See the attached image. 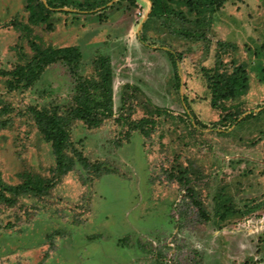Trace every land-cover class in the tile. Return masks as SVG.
I'll return each mask as SVG.
<instances>
[{"label": "rangeland", "instance_id": "1", "mask_svg": "<svg viewBox=\"0 0 264 264\" xmlns=\"http://www.w3.org/2000/svg\"><path fill=\"white\" fill-rule=\"evenodd\" d=\"M101 1L92 11L56 10L48 31L29 19L26 0H0V72L32 54L27 28L45 44L77 47L78 75H92V60L106 57L113 99L112 116L98 126L71 123V172L42 195L0 205V264H264V0H200L193 14L166 19L150 14L148 0ZM217 54L247 72L231 127L210 106L204 77ZM4 79L0 119L11 123L0 129L2 180H55L50 144L30 110L66 113L75 76L56 62L21 91L8 92ZM172 166L191 171L189 187L211 219L221 192L238 210L260 207L205 222Z\"/></svg>", "mask_w": 264, "mask_h": 264}, {"label": "trees", "instance_id": "2", "mask_svg": "<svg viewBox=\"0 0 264 264\" xmlns=\"http://www.w3.org/2000/svg\"><path fill=\"white\" fill-rule=\"evenodd\" d=\"M151 3L152 16L168 18L173 12L183 15V10L193 14L198 11L202 3L200 0H148ZM212 0H208L209 3ZM107 1L99 0H26L25 9L29 19L36 25L43 26L51 31L52 14L62 8L92 11ZM144 28V25L142 26ZM28 37V43L32 54L22 63H18L8 72H0L5 78V89L8 92L21 91L31 87L41 76L43 70L56 62L67 66L75 76L76 84L67 107L66 113L59 114L56 108L40 109L31 108L30 113L38 131L43 139L50 144L55 160L53 169L55 180H45L38 176L25 175L23 181L16 185L4 183L0 174V205L12 207L17 198L28 194L42 195L53 188L56 181L74 169L76 161L68 155L67 149L70 144L69 128L73 121H81L88 127H96L103 120L112 116V70L109 60L99 56L92 60L93 74L81 76L77 74L81 62V54L77 47H53L45 44L42 38L33 35L31 30H24ZM185 35L193 36L195 32H187ZM171 55V54H170ZM175 65V56L171 55ZM246 67L243 63L233 64L231 69L225 66L220 55H216L214 65L204 73L207 87L210 92V106L221 113L220 123L225 126H233L241 116V98L248 91ZM176 85L179 86V77L176 76ZM2 109V108H1ZM6 114L8 110L2 109ZM155 111H159L155 108ZM254 115L249 112L243 120ZM10 119H0V129H6L10 125ZM198 126V123L196 124ZM169 175L177 179L179 184L185 187L191 202L198 209L199 217L205 221L223 222L239 214L244 216L258 209L259 204L238 210L232 203V198L223 192L214 196V211L211 217L202 209L200 202L195 197V190L190 188L192 173L189 169L181 166H172Z\"/></svg>", "mask_w": 264, "mask_h": 264}, {"label": "water", "instance_id": "3", "mask_svg": "<svg viewBox=\"0 0 264 264\" xmlns=\"http://www.w3.org/2000/svg\"><path fill=\"white\" fill-rule=\"evenodd\" d=\"M63 10H67V9H63Z\"/></svg>", "mask_w": 264, "mask_h": 264}]
</instances>
